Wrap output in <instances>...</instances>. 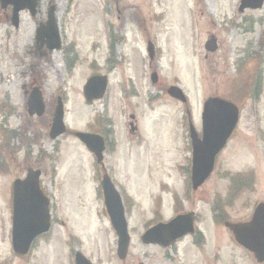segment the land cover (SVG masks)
<instances>
[{
    "label": "rangeland",
    "instance_id": "374dc122",
    "mask_svg": "<svg viewBox=\"0 0 264 264\" xmlns=\"http://www.w3.org/2000/svg\"><path fill=\"white\" fill-rule=\"evenodd\" d=\"M241 1L41 0L35 18L20 14L17 29L10 23L11 8L0 4V105L9 103L0 112L5 131L0 133V264H74L77 252L93 264H165L171 253L144 246L140 238L158 220V191L164 187L180 194L188 184V118L200 135L202 107L212 97L231 100L240 110L237 131L218 158L214 176L194 194L195 200L209 196L204 206L198 203L193 210L202 215L201 228L212 253L215 238L221 235L214 236L208 207L230 200L220 197L229 185L224 173L238 178L247 190L227 205L230 221L264 201V2L259 9L240 13ZM49 6L55 7L63 53L47 55L36 41V22H44ZM212 36L218 47L208 53L204 45ZM149 40L156 51L151 65L159 77L157 84L150 81ZM68 47L79 58L73 67L65 55ZM107 57L115 64L107 94L89 105L83 86L100 66L107 72ZM33 78L46 106L57 96L63 99L64 123L70 132L98 133L97 117L112 123L115 144L105 150L104 165L124 197L131 238L125 263L116 256L117 238L104 209L102 173L94 157L71 135L52 141L42 132V138L35 139L41 131L23 102V87ZM174 85L186 95V105L167 95ZM130 115L138 119L136 137L128 132ZM8 131L14 134L9 136ZM22 133L34 141L32 148L21 146L26 144ZM27 168L41 171L52 226L28 256L17 257L11 247V186L24 178ZM218 244L221 256L211 253L208 264H255L226 238ZM192 254V264H198V256Z\"/></svg>",
    "mask_w": 264,
    "mask_h": 264
},
{
    "label": "water",
    "instance_id": "95a60500",
    "mask_svg": "<svg viewBox=\"0 0 264 264\" xmlns=\"http://www.w3.org/2000/svg\"><path fill=\"white\" fill-rule=\"evenodd\" d=\"M38 1L39 0H0L3 7L6 5L13 7L12 23L15 28L18 27L19 13L21 11L27 10L32 16L35 15ZM262 3L263 0H243L240 4L239 12H242L246 8L259 9ZM52 10L53 9H51L49 13L47 27L38 30L37 36L41 37V35L49 33L46 36L49 37L50 50H58L60 48V41ZM205 49L208 52L216 51L217 47L214 38L206 44ZM105 88V78L93 77L89 79L83 88L86 102L91 103L94 100L101 99L105 92ZM168 94L180 102L186 101L179 88L171 87L168 90ZM33 105H35L36 114L41 116L44 111V106L42 98L38 93L34 94L30 99L29 106L32 107ZM237 119L238 109L233 104L217 98L208 99L205 102L202 113V139L199 140L197 138L193 128L190 131L193 149L191 170L193 187L200 185L211 173L215 157L230 137L237 124ZM64 132L63 109L61 104H59L53 116L50 137L55 139ZM74 135L80 142L85 144L90 152L96 155L100 162L101 154L104 150L102 139L98 136L86 133H75ZM39 176V171H29L24 180H17L12 186L13 207L11 242L14 253L20 256L27 255L33 241L40 235L47 233L50 228L49 202L40 191ZM101 187L107 213L118 237L117 256L120 260H124L127 255L129 237L121 201L110 179L106 175L103 177ZM263 214L264 204L257 208L252 226L259 227V232L263 230L264 235V220L261 219ZM179 221L180 219L177 218L169 225H158L151 228L143 235L142 242L147 245L160 244L168 246V244H170L169 238H167L168 236L172 237L171 240H175L177 237L186 233H181L175 237L174 234L170 235L171 227L175 228ZM244 246L248 250L254 252L258 256L259 261L264 259V239L260 233L259 244L251 243L245 244ZM75 264H90V262L81 254L77 253L75 256Z\"/></svg>",
    "mask_w": 264,
    "mask_h": 264
},
{
    "label": "flooded vegetation",
    "instance_id": "af4514ba",
    "mask_svg": "<svg viewBox=\"0 0 264 264\" xmlns=\"http://www.w3.org/2000/svg\"><path fill=\"white\" fill-rule=\"evenodd\" d=\"M116 1V0H114ZM50 6L48 7V9L46 10L45 13V18L47 17L48 14V10H49ZM40 11V6L37 8V13H39ZM37 13L35 14V16L37 15ZM35 16H33L32 18H35ZM43 20V19H42ZM44 22H36L37 25V29H41L44 28L45 25L43 24ZM35 36L37 38V35L35 33ZM62 36V35H61ZM62 41H63V37H61ZM45 40H47L46 42H43V44H41L42 46H44L45 48V52L48 55L49 52V40L47 38H45ZM37 41V39H36ZM118 40L116 39L115 42H117ZM150 41V40H149ZM147 41V42H149ZM38 43V41H37ZM63 43V42H62ZM106 43L108 44V51L109 54L112 52V48H113V41L109 38H107ZM40 44V43H39ZM37 46V45H36ZM62 53H63V46H62ZM65 55L67 56V60H75V58H78L74 48L68 47V49L65 51ZM70 55H71V59H70ZM139 58V56H137ZM156 57V51H153V56L152 59H150L149 62V69H150V77L151 75H153V73H156V71L154 70V67H152L151 62L155 59ZM101 58L102 54H101ZM104 66V65H103ZM103 66H100L98 70H96L95 72H92V76H105L107 77V80L110 79V69L114 67L113 64V60L110 57H107L106 59V64H105V69L107 70V72L102 71L103 70ZM158 79V78H157ZM131 82V81H130ZM158 83V82H157ZM35 86H38L40 88V86L38 85V83L36 82L35 78L31 79L28 83V85H25L23 87V102H24V110H26L28 117L35 119L34 117H31L29 114V108H28V99L31 96L32 92L35 89ZM41 90V88H40ZM121 90L123 91V93L125 92L124 87L121 88ZM9 105L8 101H5L4 103L1 104V109L2 112L6 110V106ZM11 108V105H10ZM9 108V110H10ZM187 115H189L188 111L186 112ZM130 122H128V132L136 137L138 134V130H139V124H138V119L135 118V115H130L129 118ZM31 120V119H30ZM36 122V119H35ZM97 125L99 127V135L103 138L104 140V144H105V149L108 148V145H110L111 143L115 144V138H114V130H112V132L110 130H106V128H104V125L100 122H97ZM35 139H40V136L37 135L35 136ZM29 168H27L28 170ZM33 169V168H31ZM26 170V172H27ZM99 172L102 173V169L99 167L98 168ZM224 179L225 180H229V185L226 188V190L224 191V195L223 197L226 198H230V200L226 201V202H221V201H216L214 204L215 206H211V204L208 207V214L207 217L209 219H212V226L213 231H214V236L216 234L221 235V238L216 239V244L214 246L215 251L212 253V248L210 243L208 242L207 236L205 234V232L203 231V229L201 228V225L203 223V219H202V215L201 213L193 210L198 203H200L202 206H204V203L207 202L208 199V193L206 195L203 196V199H196L195 200V193L202 190L203 187L206 186L207 182H205L202 186H200L197 190H190L188 191L187 189H182V192L179 193H175V191H165L164 187L162 188V191L159 192L157 194V214H158V220L156 221V225H167L170 222H172L176 217H181L180 221L177 223L176 225V232L174 234H181L184 232H187L189 229H192V232L189 234V232H187L186 236H183L182 238L178 239L174 244H172L171 248L165 249L162 247H157L159 250H161L163 253L165 252H170L171 254H168L169 257H167V260L165 262V264H192L193 260L191 259L192 257V253H195V255L198 256L197 261L198 264H208L211 261V253L212 254H216V257H220L221 256V252L222 249L219 247L220 245L218 244L219 241L222 238H226L227 240L230 241V235L232 236V240L234 241V237H233V229L231 227H233V224H236L234 227V232L235 235H237V229L241 226H243L245 223L249 222L254 213L256 212L257 207L260 204H264V201H261L259 203H257L254 207V209L252 210L251 213H247L244 216H240L239 219L237 220H231V217L229 216L226 207L227 205H230L231 202L233 200H235L236 198L240 197V195L244 192L247 191L246 188L243 189L242 184H239V179H235L233 177H229L228 173H224ZM40 187L42 189V184L40 181ZM246 187V186H244ZM43 191V190H42ZM44 193V191H43ZM45 194V193H44ZM46 195V194H45ZM47 196V195H46ZM170 204H172V210L170 212H168L169 208H170ZM167 216V217H165ZM229 216V217H228ZM261 216V215H260ZM262 220H264V214L261 217ZM167 256V255H166ZM252 258V256H250ZM165 260V259H164Z\"/></svg>",
    "mask_w": 264,
    "mask_h": 264
},
{
    "label": "bare ground",
    "instance_id": "6f19581e",
    "mask_svg": "<svg viewBox=\"0 0 264 264\" xmlns=\"http://www.w3.org/2000/svg\"><path fill=\"white\" fill-rule=\"evenodd\" d=\"M186 1H187V0H186ZM187 21H188V19H187ZM185 27H187V26L185 25ZM186 30L188 31V29H187V28L185 29V31H186ZM57 68H59V66H57Z\"/></svg>",
    "mask_w": 264,
    "mask_h": 264
}]
</instances>
